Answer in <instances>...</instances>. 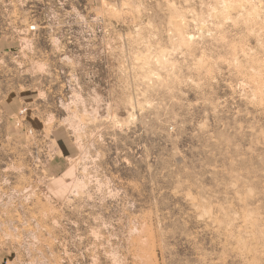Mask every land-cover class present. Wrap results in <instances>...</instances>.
<instances>
[{
	"label": "rangeland",
	"instance_id": "obj_1",
	"mask_svg": "<svg viewBox=\"0 0 264 264\" xmlns=\"http://www.w3.org/2000/svg\"><path fill=\"white\" fill-rule=\"evenodd\" d=\"M0 264H264V0H0Z\"/></svg>",
	"mask_w": 264,
	"mask_h": 264
}]
</instances>
